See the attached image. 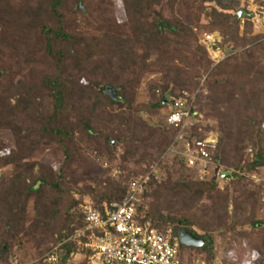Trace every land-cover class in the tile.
<instances>
[{
	"label": "trees",
	"instance_id": "16d2710c",
	"mask_svg": "<svg viewBox=\"0 0 264 264\" xmlns=\"http://www.w3.org/2000/svg\"><path fill=\"white\" fill-rule=\"evenodd\" d=\"M121 1L123 20L113 0H0V132L9 131L15 143L7 152L0 144V167H6L0 173V263L14 240L26 237L41 254L58 245V263L75 264L72 235L85 226L75 193L87 192L100 211L103 203L121 201L131 176L160 165L177 134L167 116L153 124L142 112L154 115L192 96L185 137L202 139L216 130L212 161L231 172L200 178L175 155L184 175L150 171L134 220L162 234L185 228L207 239L198 247L178 243L182 261L186 248L211 261L215 234L246 237L263 254L264 181L250 185L246 175L264 177V31H253L241 0ZM256 2L264 11V0ZM196 29L219 33L210 48L225 52L221 59L210 58ZM145 76H151L148 100L139 104ZM200 115L213 123L203 124ZM44 143L60 156L57 170L33 158ZM91 153L109 161L105 173L117 157L131 176L94 175ZM222 178L233 180L232 187H221ZM86 251L82 264H91Z\"/></svg>",
	"mask_w": 264,
	"mask_h": 264
},
{
	"label": "built area",
	"instance_id": "2783aa9c",
	"mask_svg": "<svg viewBox=\"0 0 264 264\" xmlns=\"http://www.w3.org/2000/svg\"><path fill=\"white\" fill-rule=\"evenodd\" d=\"M204 42L210 48L213 34H205ZM219 52V50H213ZM190 101L179 98L170 103L167 123L177 129V134L167 151L181 156L187 168L196 171L198 177L224 175L222 168L212 161L211 153L216 147L215 137L187 139L186 129L191 124ZM154 166L150 170L154 171ZM150 171L129 179L127 192L121 201L103 203V210L92 203L84 202L80 209L85 226L77 233L86 236L85 247L91 250L94 264H204L187 262L179 258L178 242L174 236L162 234L149 225H141L134 220L135 203L148 181ZM51 258L55 260L54 254Z\"/></svg>",
	"mask_w": 264,
	"mask_h": 264
},
{
	"label": "rangeland",
	"instance_id": "374dc122",
	"mask_svg": "<svg viewBox=\"0 0 264 264\" xmlns=\"http://www.w3.org/2000/svg\"><path fill=\"white\" fill-rule=\"evenodd\" d=\"M114 1V12L118 20H123L125 18L122 1L121 0H113ZM241 5L245 7V10H249L252 13L251 21L253 23V31L254 32H262L264 31V11L263 9L258 5L256 0H241ZM244 7L241 10H244ZM244 10V11H245ZM246 12V11H245ZM244 13V12H243ZM197 35L199 39L204 42V35L207 34H213L214 38L220 39V35L217 31H214L212 33H208L207 31H204L203 29H196ZM209 56L212 60L218 61L221 59L225 52L219 50V52H214L213 50L209 49ZM151 76H145L140 84V87L138 89V96H137V103H145L148 100V94H147V84ZM170 108L169 106L163 107L154 115H148L147 113L142 112V115L145 119L150 121L153 124H163V122L166 119L167 113L169 112ZM199 120L204 123L209 122L210 124L213 123L211 120H205L203 115H200ZM192 123V122H191ZM191 124L189 125L190 128ZM188 129L187 131H189ZM206 137H215L217 139V132L216 130L212 129L207 132ZM0 144L3 148V152H7L10 148L15 147V143L13 141V138L9 131H1L0 132ZM53 145L44 143L41 145L40 149L33 154V158L36 160H40L41 162H45L50 164L55 170L58 169L59 166V160L60 156L58 154H54L52 151ZM120 149H117V153H120ZM175 152L167 151L163 158L161 159L160 165L153 164L154 168H160L161 173L164 175L166 172H169L173 178H178L180 176H183L184 174L181 172L183 168L186 166H181ZM90 159L93 162L92 172L94 175L98 176L109 165V161L106 160L102 155L97 153H91L89 155ZM184 165V164H183ZM121 164L119 163V158L116 157V160L112 163V176L115 177L116 180H120L121 176L123 174H129L131 176V173H128L127 170L120 169ZM127 166H129L130 169L137 168L136 164L134 163H128ZM143 166V165H142ZM183 167V168H182ZM6 167H0V173L5 169ZM186 169V168H185ZM81 171V169L79 170ZM103 173L104 176H108L109 173ZM188 172H191L192 175L196 174L195 170H188ZM121 172V175H120ZM224 174H230V170L223 171ZM240 172V171H239ZM137 176V175H136ZM133 177V176H131ZM264 181V177H259L255 174L252 175H246V182L247 184L250 183V185L257 186L260 182ZM219 185L221 187H232L233 180L230 178H222L219 180ZM244 188L243 186H240V189L242 190ZM75 197L78 200L77 207L81 211V204H84V202L93 203L92 197L87 192H77L75 193ZM31 208V207H30ZM82 212V211H81ZM260 214L264 216V194L261 201V207H260ZM32 209H29L27 212V218L28 220L33 217ZM261 226H264V224H261ZM81 229V228H80ZM79 230V229H77ZM77 230L72 235V238L77 240L78 244V250L77 253L73 257V262L75 264H82L83 260L87 258V247H85L86 242V236L82 235L81 233H77ZM173 229H167L166 234H169L173 236ZM84 237L85 240L82 241L80 238ZM254 238H258L259 236L254 235ZM207 242V241H206ZM206 244V243H205ZM40 248L35 245L33 241L26 237L20 238L18 241L14 240V243L11 247V252L7 256L8 260H3L0 264H37L41 259L43 260L44 264H59V251H58V245L51 246L45 253H40ZM212 251H213V258L211 261L207 262L205 258V254L201 251H198L196 249L186 248L182 250L181 255L184 260L187 262H203L204 264H264V253H259L255 249H252V247L249 245V241L246 237L241 239H229L226 236L224 239L221 236L213 235L212 236ZM55 256V260L51 258V255ZM90 255L88 256L89 262L91 264H94L93 259L90 258ZM97 264V263H95Z\"/></svg>",
	"mask_w": 264,
	"mask_h": 264
},
{
	"label": "water",
	"instance_id": "95a60500",
	"mask_svg": "<svg viewBox=\"0 0 264 264\" xmlns=\"http://www.w3.org/2000/svg\"><path fill=\"white\" fill-rule=\"evenodd\" d=\"M244 10H239L237 13L238 15H241ZM107 93H109L111 96H114V90L112 88H106L105 90ZM169 102V100H167ZM229 173V172H227ZM173 235L176 238V240L185 246H203L205 245L207 239L198 238L194 236L190 231H188L185 228H179L173 231Z\"/></svg>",
	"mask_w": 264,
	"mask_h": 264
},
{
	"label": "clouds",
	"instance_id": "9594fccd",
	"mask_svg": "<svg viewBox=\"0 0 264 264\" xmlns=\"http://www.w3.org/2000/svg\"><path fill=\"white\" fill-rule=\"evenodd\" d=\"M178 242V241H177ZM179 243V242H178Z\"/></svg>",
	"mask_w": 264,
	"mask_h": 264
}]
</instances>
